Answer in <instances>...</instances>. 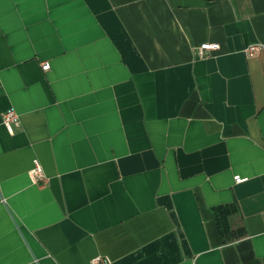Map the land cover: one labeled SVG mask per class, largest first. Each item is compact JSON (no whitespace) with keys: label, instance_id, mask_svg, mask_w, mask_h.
Here are the masks:
<instances>
[{"label":"crops","instance_id":"crops-1","mask_svg":"<svg viewBox=\"0 0 264 264\" xmlns=\"http://www.w3.org/2000/svg\"><path fill=\"white\" fill-rule=\"evenodd\" d=\"M253 43L264 0H0V264H264Z\"/></svg>","mask_w":264,"mask_h":264},{"label":"built area","instance_id":"built-area-1","mask_svg":"<svg viewBox=\"0 0 264 264\" xmlns=\"http://www.w3.org/2000/svg\"><path fill=\"white\" fill-rule=\"evenodd\" d=\"M219 48V43L213 42V41H205L200 43L198 46V50L200 54H204V52H210L213 50H217ZM243 53L247 56L254 55L255 53L264 52V43H253L246 45L242 49ZM48 62H43L41 67L42 69H48L49 68ZM3 125L6 127V129L9 132L13 131V128L19 124V117L18 113L12 109L8 108L2 112L1 117ZM29 175L34 183H36L38 186H43L47 183V177L44 173L43 167L39 161L38 158L34 157L32 159V165L29 171ZM245 178L241 177L240 175H235L234 180L236 182H241ZM109 260L107 258L96 256L92 259L91 264H108Z\"/></svg>","mask_w":264,"mask_h":264}]
</instances>
